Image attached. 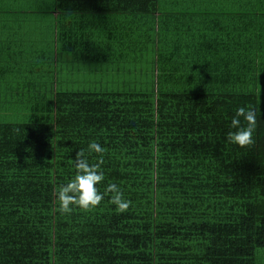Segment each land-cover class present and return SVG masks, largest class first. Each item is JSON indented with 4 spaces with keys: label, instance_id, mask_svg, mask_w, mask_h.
<instances>
[{
    "label": "trees",
    "instance_id": "1",
    "mask_svg": "<svg viewBox=\"0 0 264 264\" xmlns=\"http://www.w3.org/2000/svg\"><path fill=\"white\" fill-rule=\"evenodd\" d=\"M92 140L133 207L61 215ZM0 264H264V0H0Z\"/></svg>",
    "mask_w": 264,
    "mask_h": 264
},
{
    "label": "clouds",
    "instance_id": "2",
    "mask_svg": "<svg viewBox=\"0 0 264 264\" xmlns=\"http://www.w3.org/2000/svg\"><path fill=\"white\" fill-rule=\"evenodd\" d=\"M258 110L253 105L238 107L231 119L230 127L235 131H229L226 139L229 143L246 148L254 144L253 134L257 128ZM245 122L241 123V120ZM107 149L96 140L88 143V154L95 153L96 161L89 163L84 149L76 152L72 164L75 175L66 184H61L57 189L58 212L61 215H70L75 208L91 211L98 207L105 197L115 206L117 214L127 213L133 207V201L125 196L124 190L117 183H108L101 192L97 185L105 180L102 165Z\"/></svg>",
    "mask_w": 264,
    "mask_h": 264
},
{
    "label": "rangeland",
    "instance_id": "3",
    "mask_svg": "<svg viewBox=\"0 0 264 264\" xmlns=\"http://www.w3.org/2000/svg\"><path fill=\"white\" fill-rule=\"evenodd\" d=\"M127 66H128V68H129V65L127 64ZM70 74V73H69ZM136 75H138V74H136ZM122 78H124L125 80H131V78H132V75H131V72H128V73H124L123 72V76H122ZM75 81V80H74ZM80 85H82V87H86V86H88V85H91V82H89V81H85V82H83V81H81V83H78L77 81H75V83L72 81V82H70L69 83V86L71 87V88H77V87H79ZM94 88H100L101 86L100 85H98V84H95L94 86H93Z\"/></svg>",
    "mask_w": 264,
    "mask_h": 264
}]
</instances>
